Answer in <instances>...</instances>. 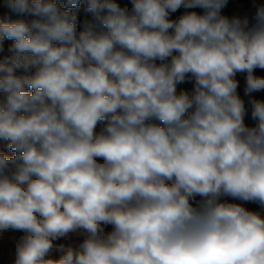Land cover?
<instances>
[{"label": "clouds", "instance_id": "1", "mask_svg": "<svg viewBox=\"0 0 264 264\" xmlns=\"http://www.w3.org/2000/svg\"><path fill=\"white\" fill-rule=\"evenodd\" d=\"M128 3L3 0L11 264H264V4Z\"/></svg>", "mask_w": 264, "mask_h": 264}, {"label": "rangeland", "instance_id": "2", "mask_svg": "<svg viewBox=\"0 0 264 264\" xmlns=\"http://www.w3.org/2000/svg\"><path fill=\"white\" fill-rule=\"evenodd\" d=\"M260 4H264V0H255V1L245 3V4H243V7L241 8V10L238 13H236L235 16H239V17L247 16L251 20V18L253 17V15L255 13L254 5H260ZM15 18L16 17L13 16V19H15ZM9 43H11V42L5 41V53H3V54H7V45ZM3 54H0V55H3ZM256 72H257V74L264 75V72H262L259 69H257ZM237 79L244 83V77L242 75L238 74ZM99 127H101V125H98L97 130H99ZM222 199H227L230 202L243 203L244 206L246 208H248L249 210L252 206L258 205L255 203H244V202L238 201V200L237 201H231V198H229V197H224ZM255 211H259V212H261L262 215H264V209L260 208V206ZM21 235H22V233H13V232H6V233L0 235V264H11V261L14 258L16 240H18ZM13 237H15L16 239L14 240ZM81 239L82 238H78V237L74 236L71 241H61V242L78 244ZM58 255L59 254H55L54 258H58Z\"/></svg>", "mask_w": 264, "mask_h": 264}, {"label": "trees", "instance_id": "3", "mask_svg": "<svg viewBox=\"0 0 264 264\" xmlns=\"http://www.w3.org/2000/svg\"><path fill=\"white\" fill-rule=\"evenodd\" d=\"M251 1H255V0H229L227 8H225L223 10V14H225L229 17L235 16L236 13H238L241 10V8L243 7V4L251 2ZM118 2H120L122 6L127 4L129 7H131V5L128 3V0H118ZM195 10L198 12L201 11L200 9H195ZM7 11L8 10L3 7V0H0V18H2ZM76 11L78 13V18H79V26H78V31H79L83 25L84 20L91 19V16H90V14H88L87 12L84 11V4L83 3L81 5L80 9H78ZM184 11H185L184 9H180L177 13L173 14V16L174 17L179 16ZM243 86H244V83L242 81H240V88L238 89V91L240 92L241 96H243ZM191 88H192V85L190 83L178 85V91L181 89H184V90H188L189 92H191ZM253 96L255 98L264 100V92L254 93ZM245 99H247V98H245ZM246 123L249 125H252L254 123L250 119V114L248 117H246ZM0 151H4L8 155L12 154V153H9L7 151L6 142H3V141H0ZM199 199L200 198L197 197L196 203L199 202ZM257 208H259V205H256V206L254 205L250 208V210L255 211Z\"/></svg>", "mask_w": 264, "mask_h": 264}]
</instances>
